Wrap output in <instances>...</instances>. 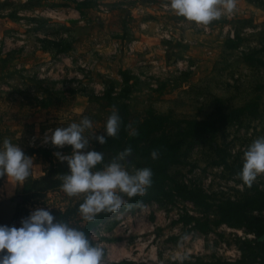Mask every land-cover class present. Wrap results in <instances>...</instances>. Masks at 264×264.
<instances>
[{
    "label": "rangeland",
    "instance_id": "obj_1",
    "mask_svg": "<svg viewBox=\"0 0 264 264\" xmlns=\"http://www.w3.org/2000/svg\"><path fill=\"white\" fill-rule=\"evenodd\" d=\"M167 3L0 0V148L7 138L32 156L25 182L48 167L37 149H54V160L56 151L71 153V146L41 143L49 129L87 116L99 135L112 106L121 102L132 117L152 109L177 120H214L219 111L254 101V114L224 123L212 139L193 142L169 174L201 188L211 204L241 198L253 186L264 190V174L251 188L237 176L244 151L264 137V0H236L233 13L207 26L177 16ZM120 70H127V80ZM79 198L59 186L21 203L22 186L0 177V201L14 199L20 210L10 227L19 228L37 208L62 209ZM253 214L264 222V211ZM184 216L205 215L176 196L138 204L110 213L90 238L103 245L104 264L181 263L174 256L205 264L234 260L239 242L254 239L245 228L222 223L206 233L182 234L188 227L180 221Z\"/></svg>",
    "mask_w": 264,
    "mask_h": 264
},
{
    "label": "clouds",
    "instance_id": "obj_2",
    "mask_svg": "<svg viewBox=\"0 0 264 264\" xmlns=\"http://www.w3.org/2000/svg\"><path fill=\"white\" fill-rule=\"evenodd\" d=\"M166 6L177 16L207 26L222 15L233 13L236 0H168ZM120 126L121 117L113 105L105 125L106 135H97L87 116L79 123L72 122L45 133V143L50 142L58 148L71 146L70 154L53 153L60 162L68 165V172L57 178L62 181L60 187L67 196L83 198L78 213L85 222H93L101 212H117L127 205L125 196L129 199L137 195L142 197L152 184L150 168L133 166L129 170L125 167L123 162L133 155L131 147L120 151L109 163L104 162L102 152L90 150L91 141L105 144L106 137L117 136ZM129 134L136 135V132L133 130ZM151 157L158 159V151L153 150ZM242 159L243 166L237 176L251 188L257 176L264 174V137L255 139L244 151ZM33 168L32 156L4 139L0 148V177L6 175L14 187L23 186ZM20 223L19 228L0 225V264H104L103 245L94 243L70 222L57 220L50 208H37ZM185 258L173 257L181 264Z\"/></svg>",
    "mask_w": 264,
    "mask_h": 264
},
{
    "label": "trees",
    "instance_id": "obj_3",
    "mask_svg": "<svg viewBox=\"0 0 264 264\" xmlns=\"http://www.w3.org/2000/svg\"><path fill=\"white\" fill-rule=\"evenodd\" d=\"M120 74L124 80H127V70H120ZM116 108L121 117V126L117 136L106 137V143L103 145L93 140L91 149L102 152L104 162L109 163L120 151L131 147L133 155L123 162L124 165H132L136 168L148 167L153 172L152 184L147 189L146 195L142 197L137 195L131 199L125 196L124 198L128 203L119 210H130L132 206L138 204L171 200L173 196H176L182 201L191 203L205 215L203 219L193 216L180 218L183 225H188L182 234H186L191 230L206 233L210 225L222 223L230 227H243L254 235L252 241L239 242L240 255L238 258L234 260L215 259L207 264H264V222L253 214L254 211H264V190L253 186L251 192L244 194L241 198H219L215 204H211L209 195L201 188L177 181L169 174V168L179 163L180 156L193 142L205 139V137L212 139L218 128L224 123L243 114H254L257 108L256 102H245L241 106L232 108L224 113L219 111L214 120L192 118L177 120L171 118L168 114H158L152 109L146 110L142 117H132L124 103L117 104ZM107 118L99 135H106L105 125ZM133 130L136 135L129 134ZM153 150L158 151V159L151 157ZM52 151L54 149L47 147L37 149V154L48 164V167L42 177L24 182L21 203L32 197H43L46 191L53 190L61 185L62 181L57 177L68 172V165L67 162H60L58 159L54 160ZM221 161L223 162L224 160L222 159ZM98 167H102V165ZM82 202L83 198L81 197L62 209L55 207H50V209L57 220L62 219L70 222L71 226L84 231L90 238V231L110 213L101 212L93 222H85L78 213L79 204ZM19 211L16 205L12 222L17 220ZM208 214H211L214 218L212 223H210L211 220L208 218ZM122 264L144 263L123 261ZM170 264L181 263L171 262ZM182 264L205 263L200 260H194L182 261Z\"/></svg>",
    "mask_w": 264,
    "mask_h": 264
},
{
    "label": "water",
    "instance_id": "obj_4",
    "mask_svg": "<svg viewBox=\"0 0 264 264\" xmlns=\"http://www.w3.org/2000/svg\"><path fill=\"white\" fill-rule=\"evenodd\" d=\"M15 207L16 200L14 199L0 201V225H10Z\"/></svg>",
    "mask_w": 264,
    "mask_h": 264
},
{
    "label": "built area",
    "instance_id": "obj_5",
    "mask_svg": "<svg viewBox=\"0 0 264 264\" xmlns=\"http://www.w3.org/2000/svg\"><path fill=\"white\" fill-rule=\"evenodd\" d=\"M41 143L45 144V142H44V139L42 140V142H41Z\"/></svg>",
    "mask_w": 264,
    "mask_h": 264
}]
</instances>
